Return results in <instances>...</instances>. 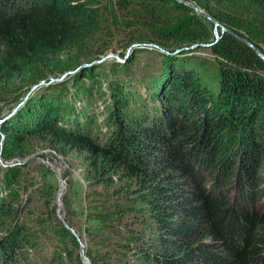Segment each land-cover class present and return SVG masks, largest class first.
<instances>
[{"label": "trees", "instance_id": "1", "mask_svg": "<svg viewBox=\"0 0 264 264\" xmlns=\"http://www.w3.org/2000/svg\"><path fill=\"white\" fill-rule=\"evenodd\" d=\"M99 1L0 0V89L17 83L33 88L73 70L77 63L65 54L88 52L100 28ZM142 1L150 14L165 4L191 14L189 25L196 29L208 22L176 0ZM185 1L264 53V0ZM182 29L162 35H186ZM185 39L190 42L183 47L211 44L222 62L202 69L193 56H165L161 72L141 83L117 79L136 58L113 66V80L103 66L84 69L74 92L42 87L30 97L3 128L4 143L22 155L30 154L34 139L65 157L85 155L89 183L134 181L130 212L150 233L130 232L125 250L134 251L133 257L118 264H264V216L246 213L254 198L262 201L256 188L264 158L254 165V154L264 155V61L229 33L217 42L209 35ZM87 78L97 84L91 93ZM104 81L110 83L107 91ZM105 95L113 104L105 105L102 125L89 103ZM106 126L114 129L110 138L103 136ZM205 130L209 141L201 137ZM229 137L224 167L214 165ZM8 242L13 249L16 244Z\"/></svg>", "mask_w": 264, "mask_h": 264}, {"label": "rangeland", "instance_id": "2", "mask_svg": "<svg viewBox=\"0 0 264 264\" xmlns=\"http://www.w3.org/2000/svg\"><path fill=\"white\" fill-rule=\"evenodd\" d=\"M98 10L100 28L89 40L88 52L65 54V59L77 63L73 70L52 78L59 81L49 85L44 82L36 89L22 83L0 89V205L3 208L0 216V264H118L120 258L133 257L134 251L125 250L130 232L144 236L150 233L130 212L135 202L130 193L136 188L131 179H120L112 184L89 183L85 155L73 152L68 157L62 156L39 139L33 140L29 155L18 154L17 149L5 145L3 128L30 97L42 87L52 86V90L62 94L74 92L75 79L87 68L103 66L113 80V66H125L134 58L136 60L128 67L129 70L118 71V80L144 82L152 74L161 72L165 56H193L202 69L216 68L222 62L212 52L211 44L183 47L190 42L185 39L187 35L220 38L222 31L217 29L216 33L215 26L211 28L209 21L196 29L189 25L191 14L166 4L155 5L153 14H150L142 0H100ZM178 27L188 33L177 38L162 35V30L174 31ZM84 83L89 93L97 87L88 78ZM109 84L102 82L104 91ZM93 98L94 102L89 103L90 110L95 113L97 124L103 125L106 116L102 114L107 112L105 105L113 104L111 96ZM113 130V127L106 126L104 138H110ZM206 133L205 130L201 134L203 139L207 137ZM230 142L229 137L224 146L219 147L214 165L221 162L224 167V156L229 153ZM6 152H9L7 158ZM254 155V165L264 158L259 152ZM227 173L225 170L226 176ZM207 175V172L203 173V176ZM257 178L256 190L262 191V196L259 195L262 201L254 198L255 207L246 211L248 217L251 216L248 212L254 214L256 211L264 216V167ZM232 181L227 186L231 199L234 191ZM246 225L248 223H243V228ZM8 241L16 244L13 249L10 246L6 248L10 244ZM135 246L132 245L133 248ZM11 254L8 261L7 256Z\"/></svg>", "mask_w": 264, "mask_h": 264}, {"label": "water", "instance_id": "3", "mask_svg": "<svg viewBox=\"0 0 264 264\" xmlns=\"http://www.w3.org/2000/svg\"><path fill=\"white\" fill-rule=\"evenodd\" d=\"M178 1L179 3L193 9L196 13H198L201 17L207 19L208 21H210L214 26H215V29H216V33H217V29H220L222 31V33H229L231 35H233L234 37H236L237 39H239L240 41H242L243 43H245L247 46H249L256 54L257 56H259L263 61H264V53L261 52L257 47H255L249 40L235 34L233 31H231L230 29H228L227 27H225L224 25H222L220 22H218L217 20L213 19L212 17H210L206 12L202 11L195 3H192V2H188V1H185V0H176ZM219 37L216 36V42L219 41ZM56 81H59V80H54V79H51L50 82L48 83V85L53 82H56ZM44 84V82L40 83L39 85L33 87V89H36L40 86H42Z\"/></svg>", "mask_w": 264, "mask_h": 264}]
</instances>
